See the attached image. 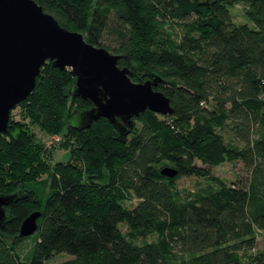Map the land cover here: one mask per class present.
<instances>
[{"label":"trees","instance_id":"obj_1","mask_svg":"<svg viewBox=\"0 0 264 264\" xmlns=\"http://www.w3.org/2000/svg\"><path fill=\"white\" fill-rule=\"evenodd\" d=\"M35 1L94 45L116 33L118 46L107 49L137 82L160 75L156 89L174 112L147 109L125 140L105 117L80 128L71 120L92 101L69 93L76 83L70 68L44 65L19 104L23 119L11 117L0 132V193L17 194L0 228V264H47L61 254L72 259L57 264H264V250L255 252L264 231V0H244L252 24L234 22L230 5L238 0ZM169 22L186 23L189 37L168 44L162 28ZM228 120L245 148L225 143L219 130ZM34 124L82 140L88 161L102 155L99 169L114 162L108 180L84 179L74 162L51 166L34 134L27 137ZM226 160L250 166L249 180L177 189L181 176L214 179L212 167ZM165 167L178 175H164ZM35 171L50 176L42 200L23 182ZM133 199L135 206L124 205ZM38 203L37 231L19 237ZM29 238L35 243L26 262L17 247Z\"/></svg>","mask_w":264,"mask_h":264},{"label":"water","instance_id":"obj_2","mask_svg":"<svg viewBox=\"0 0 264 264\" xmlns=\"http://www.w3.org/2000/svg\"><path fill=\"white\" fill-rule=\"evenodd\" d=\"M121 56L85 39L35 0H0V132L9 130L12 110L34 90L42 68L52 62L60 69L70 68L76 83L70 87L73 97L89 99L93 106L77 111L71 122L88 128L102 117L112 122L119 138L125 140L134 129V117L147 109L170 115V98L156 87L164 79L155 73L143 82H135L133 71L119 64ZM162 173L178 175L172 167ZM17 194L0 193V228L10 216L8 205ZM41 211H34L22 222L18 236L33 235L38 229Z\"/></svg>","mask_w":264,"mask_h":264},{"label":"rangeland","instance_id":"obj_3","mask_svg":"<svg viewBox=\"0 0 264 264\" xmlns=\"http://www.w3.org/2000/svg\"><path fill=\"white\" fill-rule=\"evenodd\" d=\"M248 7L249 3L245 2L244 0L235 1L230 5V10L235 23L252 24L247 17ZM188 28L189 26L186 23L169 22L162 28L164 33L163 39L171 45L186 40V38L189 37ZM115 34H108L104 36L103 42H101L102 44L98 47H104L107 49V46L111 48L118 46ZM84 36L87 40L85 34ZM109 51L115 54L112 50ZM128 68L133 71L132 68ZM134 77L135 76H133L132 74L131 78L133 81H135L133 79ZM260 100L264 102V95L260 98ZM74 107H77V105ZM22 110H24V107L22 105H18L14 110H12V119H23ZM137 126L139 127L140 123H137L136 127ZM32 131L33 132L29 130L27 137L32 138V135L34 134L35 140H38L39 146L43 148L41 152L43 159H45L51 166L55 165V163L59 161L74 162L75 165H77V167L79 168V171L83 173L84 179H94L100 182H105L108 180L109 169L110 166L114 165V162L108 159V163L110 166L108 165L106 167H103L102 169H99L98 163L101 162L102 155L97 153V159L95 161H88L85 158L86 146L82 143V140L77 141L74 137L66 136L60 132H50L43 130L37 124L32 125ZM219 131L228 146L237 149L245 148V142L240 140L234 133L233 121L228 120ZM256 136V134H253L254 138ZM111 162L113 163V165ZM211 171L212 175L214 176V179L196 176H181L176 181V187L179 191L197 192L203 189L213 187L215 185V179L220 180L223 183H226L227 185H242L243 182L245 183L247 180H249V177L251 175V167L246 165L245 162H243L242 160H226L224 163L212 167ZM49 177V174H42L38 173V171H35L34 174L27 175L26 179L22 180H24L23 182L26 183L27 187L33 189L38 194V197L42 200L50 191ZM20 182L22 181L18 180L19 184ZM14 183H16V181ZM138 202V199H133L124 202V205L128 207H133ZM40 208L41 205H39V203L34 206H31V210L34 211ZM121 227L125 229V227ZM257 238L258 246L255 252L264 250V231H258ZM34 243V238H29L22 241V243L17 247L22 260L26 262L30 260L31 251L33 249ZM71 259L72 257L66 254L56 255L52 256L51 259L48 260L47 264H57Z\"/></svg>","mask_w":264,"mask_h":264},{"label":"flooded vegetation","instance_id":"obj_4","mask_svg":"<svg viewBox=\"0 0 264 264\" xmlns=\"http://www.w3.org/2000/svg\"><path fill=\"white\" fill-rule=\"evenodd\" d=\"M19 104H20V103H19ZM17 106H18V105H17ZM17 106H16V107H17ZM16 107H15V108H16ZM15 108H14V109H15ZM14 109H13V110H14ZM10 120H11V119H10Z\"/></svg>","mask_w":264,"mask_h":264}]
</instances>
